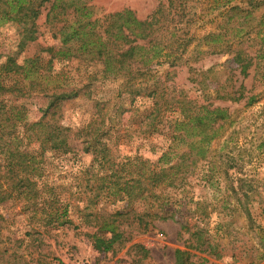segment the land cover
Here are the masks:
<instances>
[{"label":"trees","instance_id":"16d2710c","mask_svg":"<svg viewBox=\"0 0 264 264\" xmlns=\"http://www.w3.org/2000/svg\"><path fill=\"white\" fill-rule=\"evenodd\" d=\"M93 1L0 0V26L12 24L20 30L18 53L27 45L42 10L48 8L45 23L56 29L53 37L58 39L60 46L48 48L47 52L56 61L81 59L99 66L106 77L123 78L124 84L120 86L130 94L132 109V113L123 118L129 111L121 104L104 111L97 102L96 118L88 124L78 128L61 125L62 117L55 118L56 108L72 96L59 80V73H54L53 61L36 56L21 64L1 63L0 203L8 200L26 203V208H31L32 218L38 217L49 228L70 225L72 209H75L84 228L91 229L85 235L93 249L108 253L116 245L129 242L133 236L150 231L154 221L174 219L176 193L184 191L197 165L207 168L208 174L203 178L208 183L215 180L213 170L217 160L210 157L214 153L210 147L221 137L222 130L232 127L235 120L228 109L215 107L208 101L237 103L245 100L246 107L259 101L258 96H245L242 84L234 89L230 84L232 78L223 82L212 80L208 76L213 69L196 72L188 67L190 81L196 84L202 102L182 91L169 96L166 91L152 86L130 84L131 78L162 63L188 65L201 56L212 54L232 56L239 75L247 78L252 66L259 68L258 56L253 58L242 48L251 39L253 13L259 3L245 0L241 5L235 2L237 0H212L214 10H224L221 20L213 31L196 36L192 32L194 24L191 25L196 18L189 5L191 0H159L156 9L145 19H139L130 9L97 16L90 5ZM34 95L46 99L47 105L39 108L42 113L39 121L29 124L25 100ZM137 96L151 98V105L144 109L132 108ZM114 118H118L117 123ZM134 123L133 131L140 135L167 137L169 144L156 163L138 157L117 162L111 156L109 143L113 132L116 135L112 143L117 145L119 133H128ZM226 140L223 147L227 146ZM32 143H37L38 148L27 151ZM46 152L73 157L80 153L91 154L93 158L88 166L77 169L70 185L61 187L49 184L45 178ZM227 159L221 163L225 165L221 174L228 180L233 176L228 174ZM234 179L238 186L234 188L232 184L231 193L248 229L256 230V262L263 263L264 222L255 224L250 205L258 199L264 215V199L259 190V184L264 186V181L256 180L253 187L247 176ZM229 180L228 183H232L233 180ZM72 187L76 189L74 194H78L73 201L78 199L79 202L82 198L78 196L84 197L82 207L72 206V194H66ZM106 203L118 204L120 208L108 213L97 207ZM205 217L202 214V219ZM218 225L220 229L224 227L222 223ZM193 227L194 232L190 233L185 246L187 249L174 251V264H196L190 261L188 250L213 252L217 249L204 228ZM224 231L228 237L231 235L228 226ZM137 247L144 251L143 247ZM215 256L220 258L219 254Z\"/></svg>","mask_w":264,"mask_h":264},{"label":"rangeland","instance_id":"374dc122","mask_svg":"<svg viewBox=\"0 0 264 264\" xmlns=\"http://www.w3.org/2000/svg\"><path fill=\"white\" fill-rule=\"evenodd\" d=\"M245 0L235 2L243 4ZM259 3L258 9L253 13L254 21L251 23V39L246 41L242 48L250 56H258L259 68L252 66L248 70V77L243 79L239 75V69L232 61V56L227 54H212L201 56L196 62L188 65L171 66L162 63L153 66L149 72H143L131 78L133 85L152 86L158 91L171 96L180 91L188 94L190 98L202 102V97L196 84L190 81L191 66L196 72L213 69L209 74L212 80L223 82L232 78L230 84L237 89L240 84L244 87L245 96H258L259 101L252 107L245 106V100L240 102H224L210 99L215 107L226 108L234 117V125L222 130L218 140L212 142L210 149L214 151L210 156L217 165L213 170L215 180L208 183L206 177L207 168L197 165L193 174L188 178L184 191L176 193L174 208L177 211L174 219L156 220L153 228L144 233L132 237L123 245H116L114 250L108 253L95 251L86 233L91 229L84 228L78 218L75 209H72V223L70 225L49 228L32 218L31 208H26V203L20 200H8L0 203V264H174V251L185 250L190 233L194 232L193 225L201 226L207 233L209 241L217 244L213 252H190V261L196 264H256L257 240L256 230H249L247 222L236 204L231 193V185L237 188L238 182L234 179L247 176L252 186L256 180L264 181V0H255ZM159 0H94L90 3L97 16H103L124 9L132 10L139 19L148 17L157 7ZM212 0H191L189 5L196 18L192 22V32L201 36L214 30L221 20L224 10H214ZM48 8L42 10L36 21L33 32L24 49L18 53L20 30L12 24L0 26V64L3 62H17L21 64L25 59L38 57L44 61L52 60L54 73H59V80L70 92L72 98L56 108L57 115L61 116V125L78 128L88 124L96 118L97 102L100 107L111 108L122 105L125 112L123 118L132 113L130 110V94L125 93L123 78L106 77L101 73V68L81 59L68 61H56L48 48H59L58 39L53 37L56 29L45 23ZM195 30V31H194ZM246 30V28H245ZM192 48V47H191ZM200 77H198L199 79ZM155 82L157 85L154 86ZM121 90V91H120ZM25 100L29 112L27 122L29 124L39 121L42 113L39 108H45L46 99L40 96ZM108 104H104L106 102ZM152 103L151 98L137 96L133 107L144 109ZM52 122V118H49ZM136 121V118H135ZM118 122V118H114ZM134 122V121H133ZM136 125L130 128L128 133H122L118 144L114 145V134L109 143L110 154L117 162L124 161L128 157H138L150 163H156L162 151L169 141L166 136H143L134 132ZM227 138V146L223 147ZM223 147V148H222ZM27 151L38 148V144L27 146ZM218 151V152H216ZM45 178L54 185H70L72 176L81 166H88L93 156L80 153L77 157L72 155H53L45 153ZM226 158L230 169L228 180L221 174L222 162ZM222 167H221V166ZM229 180V181H230ZM74 183V182H73ZM256 186L257 183H256ZM259 190L264 199V186L259 184ZM76 189L72 187L70 193L72 206L78 204L82 207L84 197L78 202L73 201ZM67 195V197L69 196ZM254 198H257L254 196ZM201 203L199 210H196ZM258 199L252 201L251 213L255 224L264 222ZM104 212H112L120 208V205L99 204L97 206ZM203 212V213H202ZM202 214L205 218L202 219ZM219 223L224 227L220 229ZM184 226V229H182ZM228 226V237L224 229ZM78 227V228H77ZM144 248V251L137 247ZM219 254L220 258H216ZM257 264H264L257 263Z\"/></svg>","mask_w":264,"mask_h":264}]
</instances>
